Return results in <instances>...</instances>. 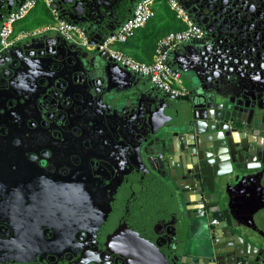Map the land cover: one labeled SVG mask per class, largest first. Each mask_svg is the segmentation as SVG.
I'll use <instances>...</instances> for the list:
<instances>
[{
    "label": "flooded vegetation",
    "instance_id": "af4514ba",
    "mask_svg": "<svg viewBox=\"0 0 264 264\" xmlns=\"http://www.w3.org/2000/svg\"><path fill=\"white\" fill-rule=\"evenodd\" d=\"M95 1L67 0L57 8L59 17L83 30L87 24L103 22L115 28L122 25L139 0H104L109 14L92 12ZM178 1L201 28V40L208 41L213 61L231 66L234 80L254 89L262 97L263 106V2ZM21 2L0 0V27ZM213 34L214 38H210ZM40 36L25 39L10 47L7 54H0V251L10 255V264H164L159 258L171 251L175 241L188 246V240L179 239L180 228L175 231L163 224L161 213L166 201L163 185L177 195L183 185L179 184L181 180L176 172L157 169L163 154L152 158L156 161L153 170L136 163L135 168L129 166L127 151L116 144L114 121L103 122L95 107L100 96L115 98L119 87L103 78L94 77L90 82L80 63L82 60L89 68L95 67L99 60L97 47L86 50V56L75 51L78 53L72 61L77 73L61 68L68 81L66 89L62 83V89H56L61 96L38 99L44 87L54 83L53 78L42 82L38 73L19 65L37 52L28 46ZM39 44L35 42L34 46ZM189 52L194 67L208 60L195 51ZM189 65L184 63L185 67ZM228 89L224 87L222 92ZM92 90L96 91L93 97ZM11 96L12 100H6ZM21 97L25 98L24 104L16 101ZM141 103L146 105L147 101ZM185 110L189 112L176 104L168 109L166 117L179 118ZM89 120H93V126L88 125ZM230 121L232 129L245 130L249 117ZM185 123H179V129ZM251 128L264 136V117ZM175 134L176 142L170 149L180 148L178 136L183 133L179 130ZM159 135L153 136L154 144L161 145ZM201 146L205 148L206 144ZM158 150L154 147L152 153ZM191 167L195 165L189 164ZM183 179L184 183L190 182L189 178ZM258 186L263 189L250 190L251 194L247 185L240 193L236 194L234 188L229 192L231 200L250 195L247 200L252 205L254 230L250 235L260 243L258 233L264 234V176ZM168 222L174 223L172 219ZM193 229L186 228L187 236Z\"/></svg>",
    "mask_w": 264,
    "mask_h": 264
},
{
    "label": "water",
    "instance_id": "95a60500",
    "mask_svg": "<svg viewBox=\"0 0 264 264\" xmlns=\"http://www.w3.org/2000/svg\"><path fill=\"white\" fill-rule=\"evenodd\" d=\"M53 1L56 9L67 4V0ZM260 2H263L261 6L264 7V0ZM104 3V0L95 1L91 11L109 14ZM122 9L118 12L121 13ZM130 15L131 12L127 18ZM120 26L110 28L104 22L97 25L91 23L84 27V32L91 41L101 46L107 38L118 32ZM210 38H214V34ZM35 42L40 43L38 47L34 46ZM28 48L37 52L25 58L20 68L38 73L42 82L53 78L54 83L44 87L46 93L38 97L43 96V100L51 95L53 98L61 96L56 89L68 86L67 79L61 74L62 67L77 73L74 70L75 62L72 61L78 53L75 51L83 52L82 56L88 54L83 48L52 34L32 40ZM208 48V41L199 40L184 45L173 54L171 63L184 74L187 82V95L181 98L164 95L148 78L143 79L121 68L98 47L96 51L99 60L95 67L89 68L82 60L80 63L83 71L91 78L90 82L94 77L103 78L106 83H114L119 87L114 94L115 98L100 96L95 107L103 122L114 121L116 144L127 151V161L131 163L129 166L135 168L137 164L142 168L149 166L153 170L152 165L156 161L152 158L163 154L157 169H174L177 177L190 180L179 188L177 195L176 191L173 190V193L167 185H163L166 201L161 213L165 226H172L175 231L180 228L178 232L193 227L199 233L194 254L190 255L186 244L175 241L170 252L163 249L166 253L159 260L164 261V264H264V234L258 233L261 242L257 243L250 235L254 231L252 212L246 205L245 196L231 200L229 192L233 188L232 182L247 184L250 188L248 194H251L250 190L263 189L258 183L264 176V136L251 128L252 124H258L264 117V105H260L263 100L254 89L249 90L234 80L231 66L213 61ZM9 49L0 54H7ZM189 51H195L208 60L194 67ZM184 63L191 65L185 67ZM61 83L64 87L59 88ZM224 87L229 89L222 92ZM94 93L96 91L92 90V97ZM145 100L147 103L143 105L141 101ZM16 101H22L23 104L26 102L24 97ZM176 104L186 107L189 112L185 110L179 118L167 119L168 109ZM1 112L0 109V116ZM244 117H249L246 129H232L233 122L230 120L238 118L243 121ZM184 122V127L179 129L178 124ZM88 125L93 126V120H89ZM179 130L183 133L178 136L180 148L170 149L175 145V133ZM155 135L161 136L158 137L161 145L153 143ZM203 142L207 145L205 148L201 146ZM154 147H159L156 153H152ZM205 151L211 154H203ZM176 152L177 160L165 157L166 154L173 155ZM189 164L195 167L188 168ZM169 219L174 223L168 222ZM213 221L217 224H211ZM9 256L0 251V264H10Z\"/></svg>",
    "mask_w": 264,
    "mask_h": 264
},
{
    "label": "built area",
    "instance_id": "2783aa9c",
    "mask_svg": "<svg viewBox=\"0 0 264 264\" xmlns=\"http://www.w3.org/2000/svg\"><path fill=\"white\" fill-rule=\"evenodd\" d=\"M165 2L175 14L176 19L183 23V28L164 35L157 42L151 62H140L115 48L116 44L124 43L134 33L143 28L153 17V5ZM42 3L50 13L52 22L32 30L15 32V25L23 19L34 7ZM53 0H22L16 10L11 12L2 22L0 27V52L22 42L25 39L40 35L55 34L68 43L92 50L98 47L105 51L110 60L135 76L148 78L151 84L164 95L171 98H181L187 95V88L183 85L181 72L173 66V54L184 45L201 40L203 32L189 17L178 0H139L129 18L119 27L118 32L107 38L101 46L90 40L83 28L59 17V12L53 7ZM211 224H215L213 221ZM239 264V263H238ZM242 264H261L245 262Z\"/></svg>",
    "mask_w": 264,
    "mask_h": 264
},
{
    "label": "crops",
    "instance_id": "0c3cea01",
    "mask_svg": "<svg viewBox=\"0 0 264 264\" xmlns=\"http://www.w3.org/2000/svg\"><path fill=\"white\" fill-rule=\"evenodd\" d=\"M152 9L154 12V17L143 28L136 31L134 33L135 35L131 39H129L125 44H116L115 45L116 49L122 51L123 53L129 55L130 57H132V58H134L140 62H147V59H146L145 55L143 54L142 43L144 41V38L148 34H150V35H156V34L163 35V34H166L168 32L177 31V30H180L183 28V23L180 20L176 19L175 14L168 8V5L165 2L161 1V2L155 3L153 5ZM51 22H52L51 16H45V15H42L41 13H37L35 11V8H34L31 11V14L29 15L25 24H26V26H30V25L35 26L33 28H30V30H32L35 28L45 26ZM26 31H28V30H26ZM152 59H153V57H152ZM141 78H143V77H141ZM143 79H146V78H143ZM168 157L170 159H176V160L179 159L178 158V152H176L173 155L169 154ZM172 171L174 172L176 170L172 169ZM177 179L181 180L179 182V184H184V182L182 181L183 178L177 177ZM246 185L247 184L242 183V182L237 183V184H236V182H232V184H231V186L234 188V190L235 191L237 190L235 192L236 194L242 192L243 191L242 188L245 187ZM236 194H235V196H237ZM256 194H258V193L256 192ZM261 195L262 194H258L257 196H261ZM243 196H247L245 198V201L247 199H249V197H250V195H248V194H245ZM190 198L193 199L194 197L191 196ZM239 198H243V197H239ZM247 204H249V205H247ZM246 205L248 207H252V205L250 204V200L249 201L247 200ZM186 232H187L186 229L181 230L179 232V239L188 240L187 245L189 248V253H190V255H193L199 233L193 229L192 232L190 233V235L187 236Z\"/></svg>",
    "mask_w": 264,
    "mask_h": 264
},
{
    "label": "trees",
    "instance_id": "16d2710c",
    "mask_svg": "<svg viewBox=\"0 0 264 264\" xmlns=\"http://www.w3.org/2000/svg\"><path fill=\"white\" fill-rule=\"evenodd\" d=\"M35 11L37 13H41L42 15H45V16H50V13H49V10L43 6L41 3H38L35 7ZM169 33V32H168ZM167 34V33H166ZM166 34H163V35H150L148 34L145 38H144V41L142 43V49H143V54L145 55L146 59H147V63L151 62L152 61V57H153V54H154V51H155V48H156V45H157V42L159 41V39L161 37H163L164 35ZM135 35V34H134ZM133 35V36H134ZM132 36V37H133ZM131 37V38H132ZM130 38V39H131ZM129 40V39H128ZM127 40V41H128ZM126 41V42H127ZM126 42L124 43H119V44H125Z\"/></svg>",
    "mask_w": 264,
    "mask_h": 264
},
{
    "label": "rangeland",
    "instance_id": "374dc122",
    "mask_svg": "<svg viewBox=\"0 0 264 264\" xmlns=\"http://www.w3.org/2000/svg\"><path fill=\"white\" fill-rule=\"evenodd\" d=\"M28 18L24 19L23 21L21 22H18L16 23L15 25V32H18V31H21V30H30V28H33L35 26L33 25H30V26H26V21H27ZM181 72V71H180ZM181 76H182V82H183V85L185 87H187V82H186V77L184 76V74L181 72Z\"/></svg>",
    "mask_w": 264,
    "mask_h": 264
}]
</instances>
